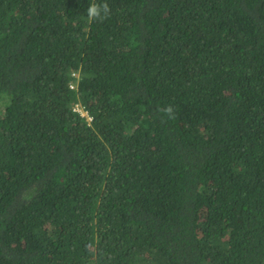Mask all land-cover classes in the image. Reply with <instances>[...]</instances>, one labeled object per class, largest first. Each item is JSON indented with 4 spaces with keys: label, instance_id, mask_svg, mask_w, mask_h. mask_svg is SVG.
<instances>
[{
    "label": "trees",
    "instance_id": "trees-1",
    "mask_svg": "<svg viewBox=\"0 0 264 264\" xmlns=\"http://www.w3.org/2000/svg\"><path fill=\"white\" fill-rule=\"evenodd\" d=\"M90 2L0 0V264H264V0Z\"/></svg>",
    "mask_w": 264,
    "mask_h": 264
},
{
    "label": "clouds",
    "instance_id": "clouds-1",
    "mask_svg": "<svg viewBox=\"0 0 264 264\" xmlns=\"http://www.w3.org/2000/svg\"><path fill=\"white\" fill-rule=\"evenodd\" d=\"M85 15L87 22H103L111 16V8L107 3V0H91L85 9ZM169 119H175L174 107L168 105L164 109H161Z\"/></svg>",
    "mask_w": 264,
    "mask_h": 264
},
{
    "label": "built area",
    "instance_id": "built-area-1",
    "mask_svg": "<svg viewBox=\"0 0 264 264\" xmlns=\"http://www.w3.org/2000/svg\"><path fill=\"white\" fill-rule=\"evenodd\" d=\"M75 112H77L80 116H85L87 119H89V117L87 116V113L85 110H83V108H81L78 104L77 105H73L72 108Z\"/></svg>",
    "mask_w": 264,
    "mask_h": 264
}]
</instances>
